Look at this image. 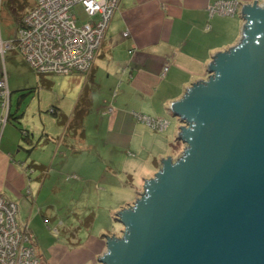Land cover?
Returning a JSON list of instances; mask_svg holds the SVG:
<instances>
[{"label": "crops", "instance_id": "obj_1", "mask_svg": "<svg viewBox=\"0 0 264 264\" xmlns=\"http://www.w3.org/2000/svg\"><path fill=\"white\" fill-rule=\"evenodd\" d=\"M212 1L121 0L91 69L73 72V77L58 82L53 79L54 73H37L17 48L0 50V78L5 70L10 89L9 110L15 116L6 122L0 138V194L17 204V220L21 225L27 224L34 233L30 227L32 214L37 210L36 214L40 215L43 208L53 207V201L45 198L62 189L64 174L57 170L59 166L76 175L72 186L92 188L90 182L96 178L106 179L105 172L99 168L106 160L103 153L107 146L117 147L138 164L144 157L141 171L128 174L131 179L150 172L151 158L154 168L145 178L159 169L160 158L176 155L180 142L172 138H176L181 122L168 103L181 97L192 83L206 78L213 56L238 43L242 36V15L209 17L206 7ZM258 1L264 3V0ZM34 4L35 0L30 1L28 7L19 10L18 16ZM14 8L11 1L0 0V44L17 35ZM208 24L210 27L206 28ZM126 31L128 35H124ZM166 63L169 68L162 75ZM86 85L89 105L81 113L78 128L69 129V121ZM24 102L27 106L21 111ZM110 105L114 107L113 113H104ZM26 111L35 114V118L30 121ZM134 111L165 117L168 126L156 132L138 120ZM2 113L0 106V116ZM61 114L66 117L64 122ZM20 127L28 130V137L22 136ZM92 149L100 155L82 157V151ZM71 161L75 165H70ZM31 167L33 170L28 172ZM110 171L115 173L113 169ZM142 191L140 188L134 197L121 193L127 202L113 205L112 209L131 204ZM25 213L28 215L24 218ZM93 214L80 222L83 227L61 228L62 237L50 245V256L44 257L47 264H91L98 259L99 252L106 250L105 234L114 232H106L103 226L98 231H90Z\"/></svg>", "mask_w": 264, "mask_h": 264}, {"label": "water", "instance_id": "obj_2", "mask_svg": "<svg viewBox=\"0 0 264 264\" xmlns=\"http://www.w3.org/2000/svg\"><path fill=\"white\" fill-rule=\"evenodd\" d=\"M242 17L239 42L168 103L184 147L115 213L99 264H264V3Z\"/></svg>", "mask_w": 264, "mask_h": 264}, {"label": "built area", "instance_id": "obj_3", "mask_svg": "<svg viewBox=\"0 0 264 264\" xmlns=\"http://www.w3.org/2000/svg\"><path fill=\"white\" fill-rule=\"evenodd\" d=\"M121 0H36L22 17L15 38L2 41L0 50L17 48L29 65L39 74L88 72L99 53L111 19ZM81 3L88 16L78 23L73 7ZM260 3V2H259ZM241 0H214L206 9L209 17L220 15H242ZM208 24L206 28H209ZM128 35V31L124 32ZM169 68L163 67L162 75ZM8 74L4 70L0 78V138L8 121L10 89ZM112 105L104 113H113ZM152 130L162 132L168 119L145 113L133 112ZM33 168H28L31 172ZM76 177L75 174L67 176ZM17 204L0 194V264H40L34 245V233L17 220ZM56 231L59 229L56 227Z\"/></svg>", "mask_w": 264, "mask_h": 264}, {"label": "rangeland", "instance_id": "obj_4", "mask_svg": "<svg viewBox=\"0 0 264 264\" xmlns=\"http://www.w3.org/2000/svg\"><path fill=\"white\" fill-rule=\"evenodd\" d=\"M30 1L32 0H24L26 4L27 2L29 4ZM21 2L23 3V0H21ZM26 7H28V5L19 10L22 11ZM73 12H75L79 18L78 23H83L88 19V16L81 3H77L73 7ZM73 75L75 74H52L53 79L56 82L61 81L63 78L73 77ZM28 101L29 99H27V102ZM27 102L23 103L21 111L26 108ZM25 116H27L30 121L35 118V114L29 111H26ZM175 140V136H173L172 141ZM176 141L180 142L178 140ZM178 144L179 148H177V151L175 152V158L178 157L179 150L183 149L180 148V144L182 143L180 142ZM92 150L93 151H82V157L86 158L88 156L87 154H89V158H92L93 153L100 155V152L96 149ZM105 154L103 153L106 160L100 163L99 170L105 172L106 179L99 180V178H96V181H93L92 183L90 182L92 188L72 186L71 183L75 178H67V176L71 175L72 173L67 171L65 168L62 169V166H59V168L57 169L61 171L60 174H64V181L62 180V189L51 192L46 196L45 199L48 198L50 201H53V207L43 208V213L45 214V216L43 213H41L40 215L36 214L37 210H35V212L32 214L33 219L30 223V227L33 229L35 234L34 245L36 252L40 258V264H47L44 257L48 258L50 256V245L54 241L62 237V233L60 232V230L62 231L61 228H64L65 226L70 227L77 225H81L83 227L84 225L80 224V222H83L84 219L89 216V214H95H93L94 220L92 222L93 224L90 228V231H98L99 227L103 226L106 232L113 231L114 233H118L116 235H121L122 225L120 222L114 219L115 215H113L120 208L114 210L112 209V207L113 205H117L118 203L122 204V202H127L126 197H123L121 193H124V195H128V197L132 195L134 197L136 195V192L140 191V188H143L144 182L142 178H145V175H147V173L153 171V158L150 159L149 168L151 169L152 166V169L149 170L150 172H145L140 178L131 179L128 174L141 171L140 166L144 163V157L138 164L128 159L127 155H124L121 151L119 152L117 150V147L113 148L110 146H107ZM61 159L63 160V157ZM68 164L69 163H66V166H68ZM71 164H73V161L70 162V165ZM110 169H113L115 173L110 171ZM98 174L96 175L97 177ZM120 181H122V184ZM107 183L109 184V187H107ZM117 185L120 187L112 188V186ZM97 189L102 190L103 193L100 194V191L98 192ZM44 194L45 193H43L42 197L44 196ZM27 215L28 214L25 213L24 218ZM56 226L59 227L58 231L55 230ZM91 264H99L98 259L96 258L95 261Z\"/></svg>", "mask_w": 264, "mask_h": 264}, {"label": "trees", "instance_id": "obj_5", "mask_svg": "<svg viewBox=\"0 0 264 264\" xmlns=\"http://www.w3.org/2000/svg\"><path fill=\"white\" fill-rule=\"evenodd\" d=\"M8 2H12L15 6V8L13 9V12L16 13V18L18 19V30H19V27L21 25V21H22V17L24 14L18 16V12H19V9H22L23 7H25L27 4L24 2L23 0V3L21 1H17V0H7ZM36 1V0H35ZM17 4V5H16ZM33 7V6H32ZM31 7V8H32ZM18 33V32H17ZM16 37V36H15ZM14 37V38H15ZM88 93H89V88L88 86L86 85L84 87V90L82 91L79 99H78V102L76 104V107H75V110H74V114L72 115V118L71 120L69 121V124H68V128L69 129H77L78 126H79V122H80V117H81V113L84 112L86 109H87V106L89 105V97H88ZM52 111H54L53 113L54 114H57L56 112V109L52 108ZM62 115V122L65 121L66 117H64L65 115L64 114H61ZM14 115H12L10 113V110L8 112V120L10 117H12ZM15 117V116H14ZM17 117V116H16ZM16 120H19L18 118H15ZM20 131L22 133V136L23 137H28L29 136V132L27 129L23 128V127H20Z\"/></svg>", "mask_w": 264, "mask_h": 264}]
</instances>
